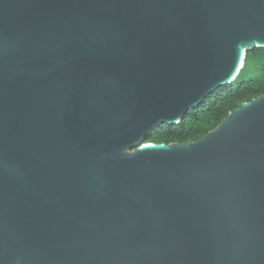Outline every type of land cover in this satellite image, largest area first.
I'll list each match as a JSON object with an SVG mask.
<instances>
[{
  "label": "water",
  "instance_id": "water-1",
  "mask_svg": "<svg viewBox=\"0 0 264 264\" xmlns=\"http://www.w3.org/2000/svg\"><path fill=\"white\" fill-rule=\"evenodd\" d=\"M264 49V0H0V264H264V95L154 144Z\"/></svg>",
  "mask_w": 264,
  "mask_h": 264
},
{
  "label": "trees",
  "instance_id": "trees-1",
  "mask_svg": "<svg viewBox=\"0 0 264 264\" xmlns=\"http://www.w3.org/2000/svg\"><path fill=\"white\" fill-rule=\"evenodd\" d=\"M264 95V49L246 53L243 66L234 81L217 88L196 107L190 109L176 125H159L145 141L154 144L196 142L215 129L227 115Z\"/></svg>",
  "mask_w": 264,
  "mask_h": 264
}]
</instances>
